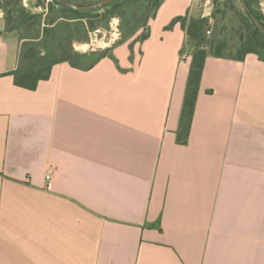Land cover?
I'll list each match as a JSON object with an SVG mask.
<instances>
[{
	"label": "crops",
	"instance_id": "obj_1",
	"mask_svg": "<svg viewBox=\"0 0 264 264\" xmlns=\"http://www.w3.org/2000/svg\"><path fill=\"white\" fill-rule=\"evenodd\" d=\"M211 2L164 0L147 38L34 89L0 12V264H264V60L208 56L178 139L192 55L167 26Z\"/></svg>",
	"mask_w": 264,
	"mask_h": 264
},
{
	"label": "trees",
	"instance_id": "obj_2",
	"mask_svg": "<svg viewBox=\"0 0 264 264\" xmlns=\"http://www.w3.org/2000/svg\"><path fill=\"white\" fill-rule=\"evenodd\" d=\"M137 1L138 0H113L105 5H102V8L104 10L100 11L101 7L95 9L80 10L67 6L58 0H55L54 3L50 4L49 10L53 11L54 9L58 8V16L47 21V25L43 29L42 35L41 30L39 29L35 35L25 37L27 38V43L23 44L20 64L18 68L12 72L16 84L30 89L36 88L39 81L50 77L53 66L61 61H68L73 66L77 67L94 66L101 58L110 55L111 49L107 48L102 50L101 52L95 53L97 54V57L94 60L90 61L88 64H83L82 59L89 56V54L81 53L77 49H75L72 44L73 41L71 40V46H66L64 44V40H69L71 34L65 35V37L59 39L55 35V33L57 32V28L66 30L69 28V25H71V23L67 22H77L75 24V41L86 42L88 40V32L96 29L103 23H108L110 19L117 14V8L126 5L130 6ZM148 1H153L152 6L154 8V14L152 16H154L164 0ZM218 2L219 0H213L214 5L216 6L217 4V8L212 13L213 17H216V14L218 12H222V9H218ZM234 7L235 5L231 3V8ZM0 10H2L5 16L7 27L9 29H18L21 23L25 22L26 20L28 22V20L36 19V22L38 23L41 17L40 14L32 13L23 4V0H1ZM69 12H72L73 15H69ZM236 13L246 27V32L241 33V42L237 46L236 54L226 53L228 42L226 39H223L220 36L221 31L218 33L217 30L211 37H209L208 34L211 31L209 17H195L189 16L188 14L179 15L175 17L167 26V28H170L177 22L181 23V25L186 29L188 35V45H185L182 51L188 49L190 54L192 55L187 90L181 115V123L178 130V139L180 142H187L189 136V131L195 111V105L203 76L205 61L208 56L244 59L245 56L253 53L257 54L262 60H264V31L260 29L248 10H245L243 12L237 9ZM224 14H226V11H224ZM254 14L257 19L262 20V13L254 12ZM136 17V14L133 15L132 20L134 22L137 21L135 20ZM151 17H147L146 22L142 24L135 23V26H137L136 28L140 29L143 26H148ZM57 20H60L61 23H56ZM51 25H55L56 27H50ZM49 33L55 35L54 41H56L57 46L56 48H52L51 45H46L44 47L45 50H43V48L39 45L40 43L38 42L48 41L47 36ZM83 33L86 34L83 36ZM216 34H219L220 37H218V35ZM148 36L149 32L147 31L141 37V40L147 38ZM136 40H138V37L133 41ZM56 49L63 50V54L58 55Z\"/></svg>",
	"mask_w": 264,
	"mask_h": 264
},
{
	"label": "rangeland",
	"instance_id": "obj_3",
	"mask_svg": "<svg viewBox=\"0 0 264 264\" xmlns=\"http://www.w3.org/2000/svg\"><path fill=\"white\" fill-rule=\"evenodd\" d=\"M1 1V0H0ZM75 3H80L84 5H89L101 0H69ZM55 0H23V4L32 12L35 14H40L41 17L36 22V19L27 20L19 26L17 29L19 31L20 36L26 37V36H33L37 33V31L41 30V35L43 34V29L47 25V21L49 19L55 18L58 16V8L54 9L53 11L49 10V6L51 3H54ZM77 3V4H78ZM153 1L148 0H138L136 3L131 4L130 6H121L117 8V14L113 16L110 21L106 24L99 25L96 29L91 30L88 32V40L86 42H77L76 39V27L75 24L77 22L71 21L67 23H71L69 25V28L66 30L57 28V32L55 33L56 37L63 38L65 35H70L71 37L69 40L65 41L64 44L66 46L70 45V40L73 41V46L75 49H77L81 53H88L89 56L82 59L83 64H88L90 61L94 60L97 57V52H101L104 49L110 48V43L112 45H116L117 43L121 41H128L133 39L138 34V40H141V37L147 32L148 26H143L140 29H137L135 26V23H144L147 20V17H151L154 14V8L152 6ZM228 3V5H227ZM231 3L235 5L234 8H231ZM218 9H222V12H218L216 14V17L212 16L213 11L217 8L213 3V0L210 4L211 8L210 15L203 16V17H209L210 18V29L209 37H211L215 31L218 30V33L220 32V36L223 39H226L228 42V48L226 50L227 54H236L237 46L241 42V33L246 32L245 24L242 23L240 17L237 15L236 11L237 9L241 11L247 10L245 5L243 4V0H219L218 2ZM227 5V7H226ZM249 6L251 10L254 12H260L262 13V20H260L262 23H264V2L259 6L257 4L249 2ZM100 11H103L104 9L102 6H99L97 8H100ZM200 12L197 11L196 14H202L204 7L202 6L199 8ZM224 11H226V14H224ZM2 12V10H0ZM137 15L136 19L137 21H133V15ZM69 15H73L72 12H69ZM195 16V17H200ZM5 17V16H4ZM56 23H61L60 20H57ZM55 23V24H56ZM56 27L55 25H51L50 27ZM118 28L120 35L117 36V30ZM86 33H83V36ZM52 33H49L47 38L48 41L46 42H38L40 43V47L44 49L46 45H51L52 48H56L57 43L54 41V36ZM219 36V34H216ZM117 37V38H116ZM57 38V39H58ZM116 39L114 42H111L113 39ZM24 43H27V40L24 41ZM57 50V49H56ZM111 52V51H110ZM92 53V54H91ZM58 55L63 54V50L58 49L57 50Z\"/></svg>",
	"mask_w": 264,
	"mask_h": 264
},
{
	"label": "water",
	"instance_id": "obj_4",
	"mask_svg": "<svg viewBox=\"0 0 264 264\" xmlns=\"http://www.w3.org/2000/svg\"><path fill=\"white\" fill-rule=\"evenodd\" d=\"M58 1L62 2L63 4H65L67 6L76 8V9L88 10V9H95V8L102 6V5H105V4H107L113 0H101V1L89 4V5H80V4H77V3L69 1V0H58ZM249 2L257 4L260 6L264 2V0H243V4L245 5L246 9L252 15L253 19L255 20L257 25L260 27V29L262 31H264L263 23L259 19H257V17L255 16V14L253 13V11L251 10V8L249 6Z\"/></svg>",
	"mask_w": 264,
	"mask_h": 264
},
{
	"label": "built area",
	"instance_id": "obj_5",
	"mask_svg": "<svg viewBox=\"0 0 264 264\" xmlns=\"http://www.w3.org/2000/svg\"><path fill=\"white\" fill-rule=\"evenodd\" d=\"M116 30H117V36H119L120 35V33H119V30H118V28H116ZM117 38V37H116ZM116 39L114 38L111 42H114ZM109 46H111V47H113L114 45H112V43H110L109 44ZM51 177H52V175H51V173L49 172L48 174H47V180L49 181V184H50V181H51Z\"/></svg>",
	"mask_w": 264,
	"mask_h": 264
}]
</instances>
